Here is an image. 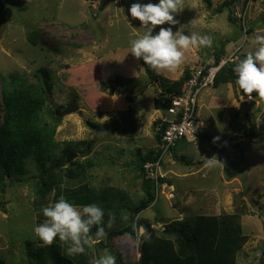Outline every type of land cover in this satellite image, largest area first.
<instances>
[{"label":"rangeland","instance_id":"1","mask_svg":"<svg viewBox=\"0 0 264 264\" xmlns=\"http://www.w3.org/2000/svg\"><path fill=\"white\" fill-rule=\"evenodd\" d=\"M208 1L181 0L173 31L210 35L213 46L188 50L174 72L154 71L151 79L143 61L130 54V41L145 29L128 9L133 3L158 0H108L106 5L101 0H0V105L4 78L18 74L38 86L44 80L40 71L46 70L52 82L46 119L49 110L57 113L71 101L79 107L60 117L55 141L94 143L89 154L87 144L71 147L69 166L78 176L68 178L58 170L62 175L58 186L56 174L51 173L48 181L54 189L43 198L38 194L37 161L29 160L25 176L8 180L5 193L0 194V264H38L30 257L44 247L33 231L45 220L42 209L57 196L67 198L87 188L98 195H115L116 207L124 199L128 209L107 210L101 201L95 202L105 215L114 213L118 222L111 230L106 228V237L98 243L95 231L89 233L93 246L81 254L84 261L91 262L107 249L120 253L126 263L139 264L147 232L138 240L136 236L108 239L110 232L126 229L132 219L144 228L149 225L158 237L177 241L172 223L202 215H237L246 243L237 253L236 264H264V123L259 128L253 123L257 115L264 120V102H256L249 118L235 119L247 96L234 82H224L230 78V68L255 50L254 36L264 35V0H237L222 12L218 11L223 4L232 0ZM229 15L238 23H230ZM222 50L226 54L219 61L236 55L219 77L223 82L199 97L202 137L195 142L182 140L163 156L159 172L164 185L155 186L154 202L133 217L134 209L148 200L140 161L158 149L166 117L159 107L161 93L180 81L185 70L217 62V52ZM61 245L66 251L67 246ZM80 257L70 258L77 264Z\"/></svg>","mask_w":264,"mask_h":264},{"label":"trees","instance_id":"2","mask_svg":"<svg viewBox=\"0 0 264 264\" xmlns=\"http://www.w3.org/2000/svg\"><path fill=\"white\" fill-rule=\"evenodd\" d=\"M207 2L209 1L207 0ZM233 3H235L233 0L224 3L218 12H222L223 7H230ZM229 21L232 24L238 23V19L230 15ZM222 51V54L217 52V62H219L220 55L225 54V51ZM146 70L149 77L153 79L155 76L154 71L147 65ZM229 71L230 78L224 79V82L235 83L236 75L233 68H230ZM224 72L225 68L217 75V84L223 82L219 77ZM40 73L44 80L43 82L40 80L38 86L30 84L27 77L18 74L3 79L2 105H0V194L5 193L9 181L21 178L28 173V162L33 159L40 166L38 194L43 198L45 194L54 189L48 181L51 173L56 174L54 182L58 186L62 182V175L58 174V170H64L63 172L66 173L65 176L67 175L68 178L78 176V173L73 167L69 166L68 162V156L73 153L71 147L87 144L86 153L89 154L94 144L93 142H64L61 144L55 141L56 129L60 125L61 118L57 116L56 112L49 110L48 115L50 114V117L46 119L45 104L50 100L52 82L48 71L41 70ZM189 74L190 70H185L180 81L173 83L165 93H161L159 107L164 112L167 95L180 93ZM38 78L40 77L38 76ZM1 113H3L2 117ZM51 118H53L54 125L51 124L53 121H48ZM90 126L98 128V125L92 123H90ZM165 126L166 124L163 123L162 131L158 136V144L161 142ZM208 140L211 141L212 138L209 137ZM59 149H62V151L57 154L56 152ZM160 157L161 151L156 149L141 158L140 169L144 175L145 163L157 162ZM49 162L52 163L50 166L47 165ZM146 183L148 200L141 203L134 211L132 210L133 217L148 208L155 200V183L147 178ZM163 183L164 180L161 178L159 184ZM59 197L57 196L55 200H58ZM116 198L115 195L110 193L98 195L87 188L84 191H73L71 196L66 199L77 205H87L101 201L107 210L113 207L127 210V206L123 204L124 199H121V203L118 202L117 207L115 206L113 202ZM115 217V222H118L116 215ZM105 218H108L107 214ZM131 225L126 229L110 232L108 234L110 242L116 237H127L125 234L128 233L134 238L136 234L133 233ZM145 228L149 238L141 245L142 258L139 264H236L237 253L246 243L240 218L237 215L219 217L202 215L190 221L172 223L170 228L176 234L177 241L156 236L149 225H146ZM92 230L95 231V228ZM92 230L90 234H92ZM29 246L31 247V243H29ZM65 253L66 251L57 240L51 246L37 249L34 257L31 256L30 258L31 260L36 259L38 264H75ZM116 257L117 264H129L122 260L120 253ZM79 259L77 264H90L89 261H84L82 257Z\"/></svg>","mask_w":264,"mask_h":264},{"label":"clouds","instance_id":"3","mask_svg":"<svg viewBox=\"0 0 264 264\" xmlns=\"http://www.w3.org/2000/svg\"><path fill=\"white\" fill-rule=\"evenodd\" d=\"M180 3L181 0H158V3H133L128 9L130 16L138 20L140 27L145 29L143 35L130 41V54L137 60H142L144 65L158 75L174 72L184 62L188 50L213 46L210 35H186L180 29L173 31L178 23L175 16ZM166 24L169 26L162 27ZM252 43L255 50L238 60L233 68L235 84L247 96L243 101L248 98L250 101L264 102V35H255ZM253 123L259 128L264 120L257 115L253 118ZM42 214L45 220L34 226L35 236L44 246H51L58 240L67 246L66 255L69 257L84 254L86 247L93 246V240L89 236L93 228L95 242L98 243L106 237V228L111 230L116 220L115 214L110 212L105 223V212L98 204L77 205L64 196L44 207ZM131 227L137 240L147 232L143 225L133 223ZM125 235L129 240L132 239L130 233ZM148 238L145 236L146 240ZM90 264H117V257L105 249Z\"/></svg>","mask_w":264,"mask_h":264},{"label":"built area","instance_id":"4","mask_svg":"<svg viewBox=\"0 0 264 264\" xmlns=\"http://www.w3.org/2000/svg\"><path fill=\"white\" fill-rule=\"evenodd\" d=\"M234 1L236 3L237 0ZM239 17L241 19L242 15H239ZM244 36L246 42L247 34ZM235 55L236 52L228 59H221L219 62L195 67L190 70L183 90L180 93L167 95L164 112L166 117L163 122L166 126L158 146L161 151V157L157 162H147L144 165L146 178L153 181L157 188L163 177L159 172L163 156L172 153L180 141L195 142L201 137L202 124L198 117L199 97L204 90L215 87L217 75L229 61H232ZM169 118H172V120H168Z\"/></svg>","mask_w":264,"mask_h":264},{"label":"water","instance_id":"5","mask_svg":"<svg viewBox=\"0 0 264 264\" xmlns=\"http://www.w3.org/2000/svg\"><path fill=\"white\" fill-rule=\"evenodd\" d=\"M101 1L104 5H106L108 3V0H101ZM255 104H256V101H254V102L242 101L240 103L239 110L235 115V119H238L241 116L245 117V118H249L250 114L252 113V111L255 107ZM78 110H79V107H78L76 101H71L67 105L59 108L57 110V115L59 117H64L66 115L75 113ZM72 157H73V155H71V154L68 156V162L69 163L72 161Z\"/></svg>","mask_w":264,"mask_h":264},{"label":"crops","instance_id":"6","mask_svg":"<svg viewBox=\"0 0 264 264\" xmlns=\"http://www.w3.org/2000/svg\"><path fill=\"white\" fill-rule=\"evenodd\" d=\"M225 53V52H224ZM226 54V53H225ZM185 72V71H184Z\"/></svg>","mask_w":264,"mask_h":264}]
</instances>
